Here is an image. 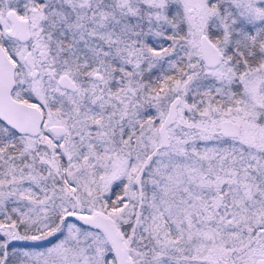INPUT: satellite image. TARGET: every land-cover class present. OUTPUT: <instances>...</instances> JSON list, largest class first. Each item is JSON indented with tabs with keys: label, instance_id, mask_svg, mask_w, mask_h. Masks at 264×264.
Segmentation results:
<instances>
[{
	"label": "snow or ice",
	"instance_id": "obj_1",
	"mask_svg": "<svg viewBox=\"0 0 264 264\" xmlns=\"http://www.w3.org/2000/svg\"><path fill=\"white\" fill-rule=\"evenodd\" d=\"M0 264H264V0H0Z\"/></svg>",
	"mask_w": 264,
	"mask_h": 264
}]
</instances>
